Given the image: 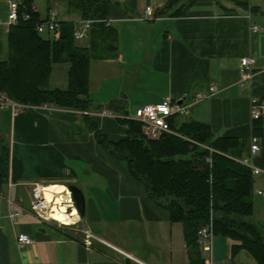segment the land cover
I'll list each match as a JSON object with an SVG mask.
<instances>
[{"label":"crops","instance_id":"0c3cea01","mask_svg":"<svg viewBox=\"0 0 264 264\" xmlns=\"http://www.w3.org/2000/svg\"><path fill=\"white\" fill-rule=\"evenodd\" d=\"M11 1L24 0H0V60L6 55ZM43 2V12L40 0L32 2L41 18L53 11L60 22L82 21L65 0ZM177 9L183 13L176 15ZM252 24L260 29L252 31ZM105 25L112 30L109 36H92L88 29L86 37L75 40L91 53L88 113L41 105L17 113L0 108V156L3 145L9 148L8 175L0 180V264H174L178 258L188 264L181 223L171 222L97 141L82 114L116 141L126 132L118 118L132 117L138 106L165 97L189 105L184 117L207 123L217 136L246 143L239 159H249L259 170L253 174V190L264 201L257 194L264 192V136L259 152L249 153L252 100H259L264 111V0H110ZM245 56L254 59L253 76L242 87L240 60ZM63 84L58 88L66 87L67 71ZM210 86L216 91L195 102V94ZM33 182L79 187L85 209L74 218L76 224L36 217L30 210ZM8 210L19 211L14 224ZM176 224L182 227L180 244ZM20 232L31 237L30 245H17ZM85 232L93 236L89 246ZM203 259L211 264L212 256Z\"/></svg>","mask_w":264,"mask_h":264},{"label":"trees","instance_id":"16d2710c","mask_svg":"<svg viewBox=\"0 0 264 264\" xmlns=\"http://www.w3.org/2000/svg\"><path fill=\"white\" fill-rule=\"evenodd\" d=\"M32 2L24 0L20 4L19 21L7 30L6 55L0 60V91L28 105L46 103L88 110L90 48L76 43L73 21L60 22L56 39L39 34L35 25L41 17L31 9ZM65 4L78 18L89 21L92 36H109L112 32L105 25L110 0H65ZM22 11L30 14L27 20L21 19ZM174 13L180 15L183 11L177 9ZM54 62L69 65L65 88L49 85ZM82 117L97 141L125 165L148 197L168 212L170 221L181 223L188 264H206L198 235L204 226L210 227L213 236L233 240L232 257L245 250L256 264H264V220L253 219L254 175L239 159L247 148L244 141L217 136L207 123L179 121L177 115L169 120L174 133H164L158 139L147 138L133 119L118 118L126 132L113 141L87 114ZM263 123L262 119L253 120L252 133L264 136ZM8 165L9 148L3 145L1 181L7 178Z\"/></svg>","mask_w":264,"mask_h":264},{"label":"built area","instance_id":"2783aa9c","mask_svg":"<svg viewBox=\"0 0 264 264\" xmlns=\"http://www.w3.org/2000/svg\"><path fill=\"white\" fill-rule=\"evenodd\" d=\"M31 9L36 12L35 7L32 5ZM19 11L20 3L18 1H11L8 6L6 27L7 30L10 26L16 25L19 21ZM147 16H150V7L147 6L145 9ZM30 17V14L26 11L21 12V19L27 20ZM59 28L60 21L57 19L56 13L51 11L48 15L41 18L38 23L35 25V29L39 34L49 35L54 38L59 37ZM89 28V21L82 20L76 24V29L74 31V36L80 38L86 35V30ZM260 26L257 24L251 25L252 31H258ZM253 63L254 59L251 56L242 57L240 60V71H241V86L246 87L250 83L253 76ZM215 86H210L206 92H198L195 94V102L206 98L211 93L215 92ZM28 104L17 102L10 97H8L4 92L0 91V108L10 107L13 113L20 112ZM42 107L52 106L50 104H42ZM189 105L179 104L178 102L172 101L171 98L165 97L162 101L155 104H143L138 106L134 110L132 117H121V118H130L138 122L141 126L142 133L150 139H158L164 133H174L170 126V118L174 115H188L189 114ZM83 113H88L87 111H82ZM250 117L251 120L262 119L264 122V111L261 106V103L257 99H253L250 107ZM264 130V123L262 125ZM260 150V136L254 133H251L249 137V153L250 156L256 155ZM207 160H209L207 158ZM240 163L249 167L252 174H258L259 170L257 168H252L249 159L240 160ZM65 187V190L60 193L61 202L66 206V210L71 213L74 206V202L71 198V193L69 189ZM48 185L44 186L40 182H33L31 196H30V210L33 214L43 220H51L58 225L64 226H73L76 224L74 218L79 217V213L76 209V213L70 216V222L64 224L59 220H56L51 216L52 209L59 206L60 203L55 202V197L57 193L52 190H46ZM46 191L49 192L51 198L48 199L46 196ZM257 194L264 197V192L258 190ZM7 218L11 223H15L17 217L19 216L18 210H8L6 214ZM199 240L206 239L211 243L213 239V234L209 226H204L198 231ZM91 238L93 236L88 232H85L84 243L86 246L91 244ZM16 243L19 247L27 246L32 243L31 237L23 232H20L16 236ZM210 247V246H209Z\"/></svg>","mask_w":264,"mask_h":264},{"label":"rangeland","instance_id":"374dc122","mask_svg":"<svg viewBox=\"0 0 264 264\" xmlns=\"http://www.w3.org/2000/svg\"><path fill=\"white\" fill-rule=\"evenodd\" d=\"M40 9L43 12L45 9V6L43 5V0H40ZM79 39V38H77ZM66 67L67 64L61 63V62H54L51 67L50 72V78H49V84L50 86L54 87H63L65 84H63L66 81ZM64 81V82H63ZM62 83V84H61ZM177 119L179 121H182L184 119H187V117L184 116H178ZM117 124V123H116ZM252 195V203H253V219L256 222H259L257 220H263L264 217V201L260 199L259 196L255 194V188L253 190ZM71 219H69L70 221ZM58 224V223H57ZM177 228V234H178V241L180 244V241L182 242V227L180 224L175 225ZM209 242L206 239H200V253L201 255L208 260L209 257L212 259L210 260L211 264H256L255 261L249 257L247 252L245 250H240L234 257L230 255V246L233 242L232 239H230L227 236H214L211 241V253H209ZM182 245V243H181ZM207 249H205V247ZM204 250V251H203ZM206 251V252H205ZM179 256L182 254L179 253ZM181 259L178 258L177 261H175L174 264H180Z\"/></svg>","mask_w":264,"mask_h":264},{"label":"bare ground","instance_id":"6f19581e","mask_svg":"<svg viewBox=\"0 0 264 264\" xmlns=\"http://www.w3.org/2000/svg\"><path fill=\"white\" fill-rule=\"evenodd\" d=\"M46 190H52L53 192H56L57 197H55V202L60 203L61 202L60 193L65 190V187L64 185H60V184H52V185H48V188H46ZM46 196L48 199L51 198V195L49 194L48 191H46ZM69 211L66 210V206L63 203H60L58 207L52 209L51 216L64 224H68L70 222L69 221L70 216L76 213V209L73 208L71 213H68Z\"/></svg>","mask_w":264,"mask_h":264},{"label":"water","instance_id":"95a60500","mask_svg":"<svg viewBox=\"0 0 264 264\" xmlns=\"http://www.w3.org/2000/svg\"><path fill=\"white\" fill-rule=\"evenodd\" d=\"M66 187L71 193V198L74 202V206L77 209L79 215H83L85 209L84 195L79 187L74 184H66Z\"/></svg>","mask_w":264,"mask_h":264}]
</instances>
